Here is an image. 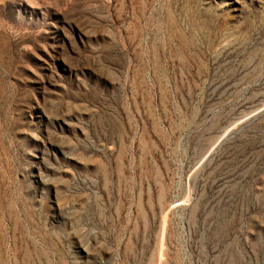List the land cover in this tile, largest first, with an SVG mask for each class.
<instances>
[{
  "label": "rangeland",
  "instance_id": "rangeland-1",
  "mask_svg": "<svg viewBox=\"0 0 264 264\" xmlns=\"http://www.w3.org/2000/svg\"><path fill=\"white\" fill-rule=\"evenodd\" d=\"M0 264H264V0H0Z\"/></svg>",
  "mask_w": 264,
  "mask_h": 264
}]
</instances>
